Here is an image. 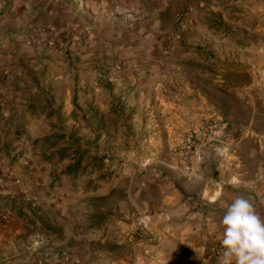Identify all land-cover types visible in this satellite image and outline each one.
<instances>
[{
    "label": "crops",
    "instance_id": "crops-1",
    "mask_svg": "<svg viewBox=\"0 0 264 264\" xmlns=\"http://www.w3.org/2000/svg\"><path fill=\"white\" fill-rule=\"evenodd\" d=\"M183 1L13 0L10 13L0 19V70L30 67L39 74L46 72L40 84L47 81L53 88L56 105L61 103L62 88L68 117L76 88L81 96L89 85V70L94 76L108 72L110 80L124 86L131 82L134 71L147 72L150 63L145 57L165 48L171 35L168 14L173 13L174 19ZM239 1L255 7L252 18L261 19L263 13L258 10L264 8V0ZM81 33L87 34V40ZM49 35L55 38L53 44H49ZM246 39L252 41H246L245 50L264 56V34ZM121 64L123 67L117 69ZM161 84L162 79L151 78L137 86ZM224 85L229 102L234 93L240 102L253 104L240 110L233 128L208 135L210 144L200 136L198 151L190 160L171 152L160 160L161 174L127 187L124 200L113 212L123 239L118 242L122 253L111 258L112 264H217L209 247L222 235L220 220L226 204L242 194L264 217V77L226 80ZM215 113L227 122L233 119L229 110ZM187 119L181 112L174 123L168 118L160 129L171 135L177 129L184 133L189 129ZM191 121L198 128L199 121ZM18 135L12 127L9 138L0 142V208H13L14 201L32 199V219L45 230L36 234L38 251L49 250L32 258L19 255L21 241L30 236V225L16 210L11 223L0 226V264H86L87 241L80 239L71 247L72 204L78 199L75 185L69 178L58 180L45 151L22 137L17 140ZM232 177L241 182L239 187L227 183ZM217 192L221 195L214 203L204 198L205 193L212 197ZM96 193L104 195L107 190L101 187ZM131 210L145 219L153 241L136 240L131 235ZM46 230L52 231L49 235L56 230L63 232L61 248L54 247L56 243L47 237Z\"/></svg>",
    "mask_w": 264,
    "mask_h": 264
},
{
    "label": "rangeland",
    "instance_id": "rangeland-1",
    "mask_svg": "<svg viewBox=\"0 0 264 264\" xmlns=\"http://www.w3.org/2000/svg\"><path fill=\"white\" fill-rule=\"evenodd\" d=\"M11 1L3 5L0 0V19L10 13ZM258 13H263L261 19L252 18L255 7L239 0H184L174 19L173 13L168 14L171 35L165 48L145 57L150 63L147 72L134 71L124 86L110 80L108 72L94 76L89 70V85L81 96L76 88L68 117L62 88L61 103L56 105L53 88L47 81L40 84L46 72L39 74L30 67L0 70V142L9 138L12 127L17 128V140L22 137L45 151L53 175L69 178L75 185L78 199L72 204L71 247L80 239L87 241L86 264H112L111 258L122 253L118 243L123 239L122 227L113 212L128 186L161 174L160 160L171 152L179 153L189 141L199 145L202 136L210 144L206 128L216 123L225 130L233 128L240 110L253 104L240 102L234 93L229 102L224 81L264 77V56L244 48L246 41H252L246 37L264 34V8ZM151 78L162 79V84L137 86ZM218 110L231 111L233 119L227 122L215 113ZM181 112L188 115V131L177 129L171 135L160 129L168 118L174 123ZM192 118L199 121L198 128ZM83 150V168L75 175L64 174L75 153ZM101 187L106 194L96 193ZM14 202L13 208L8 207L30 225V236L21 241L19 255L32 258L45 253L49 249L38 251L37 235L45 230L32 219L33 200ZM46 232L53 237L54 247L61 248L63 232Z\"/></svg>",
    "mask_w": 264,
    "mask_h": 264
},
{
    "label": "clouds",
    "instance_id": "clouds-1",
    "mask_svg": "<svg viewBox=\"0 0 264 264\" xmlns=\"http://www.w3.org/2000/svg\"><path fill=\"white\" fill-rule=\"evenodd\" d=\"M219 154L226 156L224 152ZM227 183L239 187L241 182L232 177ZM220 195L217 192L209 197L205 193L204 198L214 203ZM220 225L223 232L217 264H264V217L258 213L250 199L242 194L236 195L231 203L226 204Z\"/></svg>",
    "mask_w": 264,
    "mask_h": 264
},
{
    "label": "built area",
    "instance_id": "built-area-1",
    "mask_svg": "<svg viewBox=\"0 0 264 264\" xmlns=\"http://www.w3.org/2000/svg\"><path fill=\"white\" fill-rule=\"evenodd\" d=\"M8 0H1V3L3 5L7 4ZM81 36L87 40V34L86 33H81ZM49 39V44H53L55 42V38L52 35L48 36ZM219 128V129H218ZM220 129H224L225 127H222V125H218V123L214 124L211 126V129L206 128L205 132L210 135H215L216 132ZM225 131L222 132L223 135H226L224 133ZM198 145L195 144V141H189L188 144H186L183 148L179 150V153L181 156L186 159L190 160L191 155L198 151L197 150ZM13 217V211L10 209L8 206H3L0 208V226L7 225L11 223ZM131 235L136 239V240H145V241H153L154 240V235L149 231L145 219L139 214L137 211H132L131 212ZM209 254L211 257L218 258V256L221 254V245H220V239L216 242L211 243L209 247Z\"/></svg>",
    "mask_w": 264,
    "mask_h": 264
},
{
    "label": "trees",
    "instance_id": "trees-1",
    "mask_svg": "<svg viewBox=\"0 0 264 264\" xmlns=\"http://www.w3.org/2000/svg\"><path fill=\"white\" fill-rule=\"evenodd\" d=\"M6 10L8 8H5ZM46 139H50L51 138V135H48V136H45ZM86 156V150H83V151H79L77 153H75V158L73 160L72 163H70L66 170H64V174L68 175V176H71V175H75L77 174L82 168H83V161H84V158ZM101 157H96V159L100 160ZM104 166H100L98 169L99 170H102ZM102 177V176H101Z\"/></svg>",
    "mask_w": 264,
    "mask_h": 264
}]
</instances>
